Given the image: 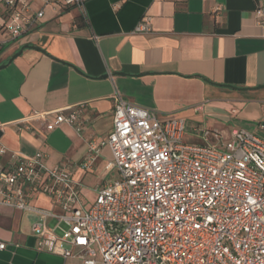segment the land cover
I'll list each match as a JSON object with an SVG mask.
<instances>
[{"label": "crops", "instance_id": "obj_1", "mask_svg": "<svg viewBox=\"0 0 264 264\" xmlns=\"http://www.w3.org/2000/svg\"><path fill=\"white\" fill-rule=\"evenodd\" d=\"M83 2L82 15L75 7L33 1L31 15L41 10L43 16L15 40L3 30L0 2V66L22 50L0 69V148L6 150L1 165L11 154L31 157L37 152L46 156L47 167L70 164L88 208L112 174L111 154L102 147L90 169L81 163L88 142L99 143L112 131L115 94L159 119H183L188 144L205 143L199 132L226 139L233 129L264 140V26L255 15L262 0ZM144 21L150 34L134 31ZM78 106L80 133L66 124L48 131L53 116L31 119L27 130L20 124L37 114ZM27 200L60 211L38 192H28ZM37 220L34 214L0 206V242L6 244L0 264H81L77 257L54 254L50 240L40 246L32 233ZM46 223L63 227L54 219Z\"/></svg>", "mask_w": 264, "mask_h": 264}, {"label": "built area", "instance_id": "obj_2", "mask_svg": "<svg viewBox=\"0 0 264 264\" xmlns=\"http://www.w3.org/2000/svg\"><path fill=\"white\" fill-rule=\"evenodd\" d=\"M33 1L84 13L83 0H0L11 40L43 16L41 10L31 15ZM255 15L264 26V0ZM134 31L150 34L151 28L144 21ZM114 101L111 133L89 141L81 163L90 169L102 147L111 154L112 174L88 208L73 166L47 167L41 152L11 154L0 164V206L36 215L38 244L50 240L54 254L81 264H264V140L233 129L226 139L204 131L205 143L188 144L183 119H159L118 94ZM81 109L37 114L20 124L27 130L31 119L53 116L48 131L66 124L80 133ZM5 154L0 148V157ZM30 191L50 198L59 213L29 204ZM49 219L63 227H49Z\"/></svg>", "mask_w": 264, "mask_h": 264}, {"label": "rangeland", "instance_id": "obj_3", "mask_svg": "<svg viewBox=\"0 0 264 264\" xmlns=\"http://www.w3.org/2000/svg\"><path fill=\"white\" fill-rule=\"evenodd\" d=\"M5 34L6 35H8V33L7 32H5ZM187 125H189L190 127H195V126H197V124L196 123H194V122H192V121H190V120H187ZM200 127V126H199ZM202 127H200V129H201ZM191 129V128H190ZM188 133H191L190 132V130H188L187 131ZM201 133H203V132H199V134H201ZM211 135H214V133L213 132H211ZM191 136V135H190ZM199 135H197V136H195V137H198ZM198 138H201L200 136L198 137ZM209 139V142H212L213 143V138L212 137H209L208 138ZM186 142H192L191 141V137H188L187 139H186ZM110 178V177H109ZM87 200H89L90 202L92 201V199H93V196H91V195H89L87 198H86Z\"/></svg>", "mask_w": 264, "mask_h": 264}, {"label": "water", "instance_id": "obj_4", "mask_svg": "<svg viewBox=\"0 0 264 264\" xmlns=\"http://www.w3.org/2000/svg\"><path fill=\"white\" fill-rule=\"evenodd\" d=\"M22 52V50H20L17 54H15L14 56H12L6 65L0 66V69H4L12 60H14L16 57H18L20 55V53Z\"/></svg>", "mask_w": 264, "mask_h": 264}]
</instances>
